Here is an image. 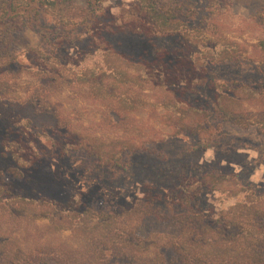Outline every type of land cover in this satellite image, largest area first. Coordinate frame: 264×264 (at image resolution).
<instances>
[{
    "label": "trees",
    "instance_id": "16d2710c",
    "mask_svg": "<svg viewBox=\"0 0 264 264\" xmlns=\"http://www.w3.org/2000/svg\"><path fill=\"white\" fill-rule=\"evenodd\" d=\"M74 1L0 0V223L6 229L13 226L29 233L32 228L39 233L36 243L31 239L25 249L14 237L1 233L0 264H264V200L252 198L248 189L242 190L246 194L237 192L236 202L223 210L216 211L210 205L204 209L200 201L215 191L212 181L224 177L204 173L197 180L182 175L176 184L173 173L178 165L174 160L183 157L168 159L162 149L171 140L186 138H194V145L206 148L200 145L199 135L217 128L215 115L246 128L261 125L251 120L250 113L232 111L228 105L234 101V93L229 96L226 87L212 77L216 68L238 64L246 54L237 44L205 37L208 31L186 21L178 5L134 0L121 6L101 27L96 24L97 8L106 0H86L85 8H78ZM44 18L50 19L49 23L41 22ZM25 30H39V41L17 54L12 48V34ZM116 33L140 35L154 51L151 63H135L140 71L133 79L157 90L161 105L168 110L161 119L174 132L159 143H165L162 148H127L119 155L101 151L84 143L83 136L74 132L51 100L62 84L85 86L99 98L110 95L107 82L122 80L120 70L109 59L112 50L101 38L96 41L100 45L86 51L73 47L93 34ZM165 40L175 44L171 51ZM259 46L264 47V43L254 45ZM260 51L263 62L264 49ZM23 74L35 81L25 89L24 99L14 98L15 80ZM206 87L216 91L210 108H197L184 100ZM240 88L248 89L249 95L254 93L248 87ZM84 155L95 160L96 169H112L118 181L132 180L125 173L131 167L147 176L152 158L160 162L155 167L159 180L172 178L170 186L157 188L145 180L146 187L140 189L142 197L135 195L128 205L120 192L104 189L97 179L84 178V170L73 167ZM45 168L58 185L69 190L64 201L22 193L28 176ZM152 191L157 192L154 197ZM153 206L162 208L156 213L158 218L177 233L166 236L158 248L149 239H137L134 229L125 230L120 225L124 214L150 217L148 211ZM39 221L47 222L46 226L36 225ZM99 228L104 233L98 236L100 240L92 237L86 241L90 249L86 254L84 242L73 248L51 239L61 230L82 239L84 235L95 236ZM151 247L157 250L155 258L148 255Z\"/></svg>",
    "mask_w": 264,
    "mask_h": 264
},
{
    "label": "rangeland",
    "instance_id": "374dc122",
    "mask_svg": "<svg viewBox=\"0 0 264 264\" xmlns=\"http://www.w3.org/2000/svg\"><path fill=\"white\" fill-rule=\"evenodd\" d=\"M133 1L106 0L97 8L96 24H101V27L106 26L109 23L110 15L117 13L121 6ZM160 1L172 6L178 5L181 8V14L187 17L186 21L208 31L205 37L212 41L237 44L240 51L246 54L242 57L243 61L238 64L233 63L216 68L212 77L215 78V83L226 87V93L229 96L234 93V101L228 105L232 111L241 115L250 113L251 120L258 121L261 125L253 124L246 128L236 122L223 121L220 116L215 115L216 120L211 118L216 121L215 123H218L214 124V126L217 125V128L211 127L199 135L200 145H206V148L197 147L199 143L194 145V138H186L182 141L180 139L174 142L171 140L166 144L163 142L162 144L165 145L162 148V144L159 143L168 139L174 132L173 128L164 124L161 119L168 114V110L161 105L157 90H153L150 85L145 83L135 82L133 79V76L138 75L140 71L135 63L154 61L153 49L140 35L116 33L112 35L98 34L97 36L93 34L91 37H84L81 43L74 45L73 50L86 51L94 44L100 45L96 42L97 38L103 39L113 52L109 54V59L120 70L122 80L108 81L107 85H110L112 92L104 98L95 96L85 86L73 87L62 84L53 93L51 100L60 107L62 115L74 132L83 136L85 144L97 146L101 148V151L108 153L116 152L117 155L125 152L127 148L159 147L165 149L164 155L167 158L170 156L183 157L174 160L178 165L176 167L178 170L173 173V181L176 184L182 181V175L187 178L195 177L197 180L199 175L204 173L224 177L222 180L212 181L215 191L210 192L207 198L200 201V205L204 209L210 205L216 211L223 210L236 202L239 195L237 192L248 189L252 191V198L261 197V200H264V61L262 62L259 56L260 50L264 47H254V45L264 43V0ZM74 2L78 8L86 7V0H75ZM49 21L48 18L41 20L43 23H49ZM39 34V30L13 33V50L19 54L35 47L39 41ZM163 42L168 51L175 47V44L169 41ZM161 46L162 43L157 44L158 48ZM262 53L264 54V51ZM118 56L128 59V62ZM34 81L27 74L21 75L15 80V91L11 96L24 99L26 97L25 89L31 86ZM241 86L252 89L253 95H249L251 92L245 88L241 89ZM207 88L209 87L200 90L197 95L184 98V100L197 108H210L216 91L211 92ZM258 91L261 93L259 97ZM217 92H219L218 89ZM150 160L148 166L152 167L147 176L140 174L136 168L131 167L126 170L125 173H128L133 181L116 180L111 173L112 169L108 171L96 169L95 160L85 155L84 159L75 162L73 167L84 170V178L97 179L104 189L120 192L119 195L129 205L133 202L135 195L142 197L140 189L146 187V184L143 187L145 180L151 181L157 188H169L170 186L172 178L162 182L159 180L161 177L155 173L157 170L155 167L160 162L152 158ZM1 161L0 158V163ZM133 162L137 163L134 160ZM163 163L166 164L168 161ZM49 172L46 168L33 171L28 176L29 181L22 193L27 197L40 195L60 201L67 199L69 190L63 185H58ZM156 193V191H152V197ZM153 207L148 211L150 217L144 218V214L134 212L124 214L125 217L121 218L120 225L125 230L134 229V236L137 239L141 241L149 239L150 244L156 243V248H158L164 244L166 236L177 233L162 218H158L156 213L161 212L162 208L160 206ZM46 224L45 221L36 223L41 227ZM102 230L99 228L94 233L95 236L84 235L82 239L76 238L68 230H61L56 232L51 239L73 248L82 246L84 242V253L86 254L90 252V249L88 250L86 247V241L91 240L92 237L95 238V241L100 240L98 236L103 235ZM1 233L14 237L24 249L30 245L31 239L36 243L35 238L39 235L32 228L28 233L24 229L18 230L13 226L6 229L0 223ZM45 240L48 241V238ZM155 252L157 250L151 247L148 253L149 257L153 258Z\"/></svg>",
    "mask_w": 264,
    "mask_h": 264
}]
</instances>
